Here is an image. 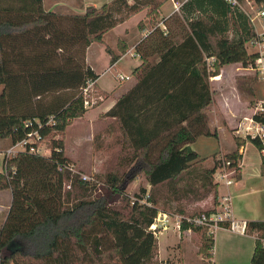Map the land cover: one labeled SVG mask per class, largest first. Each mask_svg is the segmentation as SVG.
Here are the masks:
<instances>
[{
  "label": "trees",
  "instance_id": "1",
  "mask_svg": "<svg viewBox=\"0 0 264 264\" xmlns=\"http://www.w3.org/2000/svg\"><path fill=\"white\" fill-rule=\"evenodd\" d=\"M165 1L110 0L82 13H60L43 9V0H0V143L8 141L6 149L32 131L50 136L49 155L21 151L0 170V191L11 192L0 229V264H171L157 259L150 226L158 211L174 213L172 203L190 194L211 195L213 205L188 215L215 210L213 174L221 163L203 166L206 158L190 145L200 136L217 137L209 125L210 79H220L228 64L255 68L261 55L248 52L247 44L257 35L246 14L224 0L225 10H179L160 17ZM254 2L264 9V0ZM143 10L151 30L133 47L141 61L132 71L135 83L101 115L111 120L105 135L122 144V163L140 167L149 185L129 196L118 174L90 182L59 166L71 164L64 134L87 111L82 89L98 77L86 64V48L103 43L106 32ZM144 26L138 23L139 29ZM118 46L119 54L105 46L110 64L126 52L121 41ZM258 82L256 72L236 78L249 106ZM93 89L95 99L89 101L96 107L109 93L96 84ZM252 118L264 123L262 113ZM246 140L264 161L262 141L248 135L223 155L230 168L239 171ZM188 229L202 234L200 251L214 264L212 233L181 224V232ZM244 231L254 236L250 264H264V220L246 221Z\"/></svg>",
  "mask_w": 264,
  "mask_h": 264
},
{
  "label": "rangeland",
  "instance_id": "2",
  "mask_svg": "<svg viewBox=\"0 0 264 264\" xmlns=\"http://www.w3.org/2000/svg\"><path fill=\"white\" fill-rule=\"evenodd\" d=\"M60 1L62 0H59V2ZM107 1L108 0H83L84 3L88 2L90 4H94L95 6H100ZM42 6L45 10L65 13V9L63 7H50L48 0L42 2ZM65 7H69L74 10V0H68ZM68 13H73V11ZM143 23L151 27L148 24V18L146 22ZM256 25L260 28L258 22H256ZM107 40L106 42L108 43L109 40ZM247 50L250 53L259 52V47L258 45L248 43ZM262 52L264 53V50ZM106 58L107 55L103 48L101 49L98 47L96 49V53H94V51H90V61L98 72L107 67L108 62ZM133 62H135V58L131 56V54L126 55L119 63L118 68L107 72V75L102 79L101 83L105 86H108L111 83H120V80L115 77V74L117 72L124 75L130 74ZM223 70L224 72L222 73L220 80L217 81V84L212 81L210 82L213 95H215V98L217 97L218 101L222 105L223 115L220 113V108L217 107H215L214 112H210L209 125H211V130H216L218 136H200L194 143L191 144L192 148L197 151L202 158H206L203 162V166L207 167L212 166L214 162L219 161L221 163L223 155L233 150L237 141L245 139L236 137L235 133H237L238 130H241L240 134H243L246 137L247 134L243 128L247 124V121L242 123L241 120L238 121L237 119L241 118L243 113L247 114V118L252 117L255 107L259 106V104H255L257 99L254 97L252 106H249L248 109H246L244 104L240 103L234 88V85L236 86V78L242 75L236 74L238 69H236L234 65L228 64L224 66ZM250 72L252 75L255 73L254 71ZM121 82L122 88L127 87L132 83V79ZM261 86L262 84L257 83L256 90H258L257 88H260ZM1 89L2 86H0V90ZM95 95L96 91L92 87L89 91L88 99L94 102ZM49 98L50 96H47L46 100ZM241 99L243 101H249V97L246 95H242ZM260 105L263 106L264 104L260 102ZM90 109H92V107L87 108V110ZM90 114V116L93 115L92 112ZM110 122L111 120L105 121L103 116H99V119L93 120L90 124L85 123L82 118L73 119L71 124L66 128L64 134L65 155L69 158V161L74 166V170L77 172L74 174L80 177L82 175L87 176L90 178V182L94 180L96 181L97 179L103 180L105 175L108 173L118 174L123 177L124 183L122 186L124 191L129 196H135L141 187L148 188L149 185L145 179V174L143 170H140V167L126 166L122 163L124 157L122 153L119 152L122 146L121 142L117 140L113 141L111 138H106L105 130H107ZM227 124L230 127L234 126V129H230ZM49 140L50 136H46L37 142L40 154L45 156L49 155ZM7 145L8 141L0 143V150L4 149ZM249 148L251 151L247 150L245 152V163L247 166H257V164H253V162L260 159L259 151L252 143H250ZM257 182L259 181L253 179L248 180V189H261V185L255 186ZM65 188L67 189L68 185H66ZM221 188L224 190L225 187L221 185L220 189ZM248 197L249 198L246 201L252 205L250 207L251 209H248L252 212V214L249 215H251V217L263 218L264 192L263 194L258 192L254 195H249ZM212 205L211 195H209L208 198L199 199L192 194L183 198L179 203H172V207L175 209H173L174 213H179L176 210V208L179 207L186 211V215L193 212H202L205 207H211ZM233 207L234 210L239 211L240 214H243V212L246 213L247 211V209L244 208L242 199H239L238 201L237 199H234ZM156 237L160 251V255L157 254L158 260L167 261L171 264H207L208 259L205 252L200 251V247L203 242L201 233L190 234L189 237L188 235L181 234V232L178 233L170 229L160 234L156 233Z\"/></svg>",
  "mask_w": 264,
  "mask_h": 264
},
{
  "label": "crops",
  "instance_id": "3",
  "mask_svg": "<svg viewBox=\"0 0 264 264\" xmlns=\"http://www.w3.org/2000/svg\"><path fill=\"white\" fill-rule=\"evenodd\" d=\"M44 1L45 0H43V2ZM188 1L190 0H167L165 1L160 8V17H169L173 13L179 12V10H225V7L223 3L221 2V0H192L191 3L184 6V4ZM66 2H68V0H62L60 2L59 0H48V4L50 7L51 6L52 7H56V6L63 7L65 9V13L72 12V11L73 13H82L84 12V7L89 6V5L95 6L94 4H90L88 2L84 3L83 0H74V10H72L69 7H65ZM256 7L258 8V6ZM247 11L248 13H245V14L250 24L253 26L256 35H259L260 33L263 32V27H262L260 19L256 16L257 10H247ZM192 15H195V13ZM146 20H147L146 11L143 10L131 16L129 19L117 25L116 27L112 28L108 32H106L103 36V43L93 42L86 48V52H85L86 64L94 71L95 74L98 75L94 84H96L99 87V89L108 92L109 95L102 98L100 103L96 107H92V109L87 110L84 113V115L80 117L85 121V123L90 124L93 122V120L99 119V116L107 112L115 104L116 99L118 97H120L123 93H125L127 90H129L134 85L135 79L132 77L131 72L133 71L132 69L140 65L141 61L139 57L135 54L133 47L137 42L142 40L151 30V27H149L146 24L142 29H139L138 23L146 22ZM256 22H258V24L260 25V28L257 27ZM159 25L163 27L161 22H159ZM107 38L109 41L107 40ZM106 40L108 41V43L106 42ZM119 41H121L123 45L126 46V52L122 54L115 63L110 64V61H109L110 56L105 51V46L108 45L114 53L119 54V46H118ZM253 41L249 43L253 44L252 43ZM98 47L101 49L102 48L104 49L107 55L106 60L108 62L107 67L100 72L96 70V68L90 61V51H94V53H96V49ZM128 54H135V56H133L135 58V62H133L131 65V72L130 74H125L126 76H130V79H132V83L129 86L123 87V88L121 87L122 86L121 81L120 83H114V84L111 83L108 86L103 85L101 82H102V79L107 75V72L118 68V65L121 62V60ZM263 54H264L263 52L260 53L261 61L258 63L256 61L255 68L242 67L241 64L239 63L230 64V65H234L236 69H238L236 74L252 75L250 71H254L258 74V79H259L258 83L262 84V86L260 87L261 89L258 87L257 88L258 90H256L255 97L257 100L255 104H260V102L264 101V96H263V93H264V76H263L264 74L263 73L264 72V68H263L264 67V55ZM212 60L213 59H208V62ZM224 66L220 69V73L217 76L221 77L222 73L224 72L223 70ZM117 75H124V74L117 72L115 74L116 78H117ZM219 80L220 79L211 78L210 82L212 81L217 84V81ZM234 88H235L236 96L238 97L240 103L244 104L246 109H248L249 107L248 101H246L245 99L244 100L246 102L243 101L235 85H234ZM213 98H214V102L211 106L209 113L211 111L214 112L215 107H217V108H220V113L223 115L222 105L218 101L217 97L215 98V95H213ZM91 112L93 113L92 116H90ZM245 118H247V114L243 113L241 118H238L237 120L238 121L241 120V122L244 123ZM107 120L109 119L105 118V121ZM233 127L234 126L230 127V129H232ZM240 131L241 130H238L237 133H235V136L245 138L243 134H240ZM105 136L107 139H110L109 135L106 134ZM250 143H251L250 141L246 140L244 145L239 149V152L242 155L239 161V171H238L239 178L238 179L235 178L234 183L229 187H226L223 185L225 187L224 190H222V188L220 189V186L222 184L218 185L217 187L219 195L226 194L227 192L230 193L231 210H232L231 212H232L233 217L240 223H243V222L245 223L246 221H249V220H257V219L264 220V217L263 218L251 217V215H249V214H252V212H250L248 209H251L250 207L252 205L251 203L246 201L249 198L248 197L249 195H254L255 193H258V192L263 194L264 192V161L261 157V153L259 152L260 159H258L256 162H253V164H257V166H247V164L245 163V152L247 150L251 151V149L249 148ZM251 179L259 181L257 182V184H255V186L261 185L262 186L261 189H251V188L248 189L247 181ZM234 199H237V201L239 199H242L244 208L247 209L246 213L243 212V214H240L239 211L234 210V207H233ZM10 204H11L10 190L0 191V229L3 226L7 218ZM211 233L213 235L214 244H213V248L211 251L212 256H211V259L209 260L210 262L214 264H250L252 252L254 249V236L253 235L245 233L244 228L243 229L238 228V229L232 230L229 227H227V223L226 225L218 226ZM181 234H185L190 237V234H195V232H193L192 230H185V231H182ZM159 252L160 251H159V245H158V254L160 255Z\"/></svg>",
  "mask_w": 264,
  "mask_h": 264
},
{
  "label": "built area",
  "instance_id": "4",
  "mask_svg": "<svg viewBox=\"0 0 264 264\" xmlns=\"http://www.w3.org/2000/svg\"><path fill=\"white\" fill-rule=\"evenodd\" d=\"M226 3L230 4L231 6L237 7L240 10H243L244 13H248L247 10H257L256 16L260 19L263 32L257 35L256 39L252 42L259 47V53L264 50V9H259L256 7L254 0H224ZM245 3V4H244ZM164 28V27H163ZM135 56V54H131ZM260 58L257 59V63L260 62ZM264 73V72H263ZM264 76V74H263ZM117 78L120 81L130 79V76L126 75H117ZM93 80L87 82L86 86L82 89V94L84 95V107L89 108L91 107V102L89 101V91L94 85ZM264 104V101L262 102ZM254 113H262L264 114V105H260L255 107ZM247 124L244 127V131H246L247 136L251 137H258L263 145H264V123L257 122L253 120L252 117L245 118ZM38 131L29 132L26 137L14 145L0 150V170H3V164L5 161L14 156L16 153L21 151H29V152H36L39 153V149L37 147V142L41 140ZM264 153V150H263ZM40 154V153H39ZM229 162L222 160L221 164L218 165L216 168L213 178L214 182L218 185L222 184L226 187L231 186L235 181V176L238 173V169L235 167L230 168ZM66 168L72 173H77L74 170V166L72 164H66L63 166H59V170ZM83 180L90 181V178L87 176H81ZM231 196L230 193H226L223 195H219L217 199V205L215 210L209 214L201 213L198 215H182L176 213H170L159 210L156 217L154 218V222L150 226V229L156 236V233L160 234L162 232L168 231L170 229L175 230L177 232H181V224L187 223L191 226H202L206 227L209 232H212L222 223H227V227L232 230L238 228H244L245 223H240L237 221L231 212ZM190 230V229H188Z\"/></svg>",
  "mask_w": 264,
  "mask_h": 264
}]
</instances>
